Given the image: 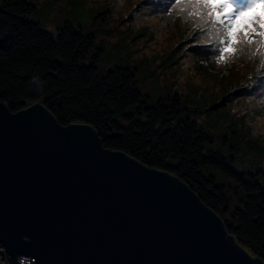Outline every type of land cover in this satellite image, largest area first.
Returning <instances> with one entry per match:
<instances>
[{
	"label": "trees",
	"instance_id": "1",
	"mask_svg": "<svg viewBox=\"0 0 264 264\" xmlns=\"http://www.w3.org/2000/svg\"><path fill=\"white\" fill-rule=\"evenodd\" d=\"M71 1L94 5L104 48L82 26L51 32L28 19L29 2L1 0L0 102L12 113L40 102L58 124L90 125L104 148L176 176L264 263V38L217 63L224 27L183 0ZM161 33L170 47L147 54Z\"/></svg>",
	"mask_w": 264,
	"mask_h": 264
},
{
	"label": "water",
	"instance_id": "2",
	"mask_svg": "<svg viewBox=\"0 0 264 264\" xmlns=\"http://www.w3.org/2000/svg\"><path fill=\"white\" fill-rule=\"evenodd\" d=\"M0 246L29 264H264L176 176L0 102Z\"/></svg>",
	"mask_w": 264,
	"mask_h": 264
},
{
	"label": "snow or ice",
	"instance_id": "3",
	"mask_svg": "<svg viewBox=\"0 0 264 264\" xmlns=\"http://www.w3.org/2000/svg\"><path fill=\"white\" fill-rule=\"evenodd\" d=\"M195 11L193 15H206L214 25L224 27V36L219 43L222 45L220 54L216 57L219 63L229 55V49L234 54L237 45L247 42L251 44L253 37L264 38V18L258 15L248 16L257 5H264V0H246V3L235 4L233 0H183ZM242 19L243 26L238 27L236 21ZM264 47V39L258 41Z\"/></svg>",
	"mask_w": 264,
	"mask_h": 264
},
{
	"label": "rangeland",
	"instance_id": "4",
	"mask_svg": "<svg viewBox=\"0 0 264 264\" xmlns=\"http://www.w3.org/2000/svg\"><path fill=\"white\" fill-rule=\"evenodd\" d=\"M32 4L35 7V12L32 13L28 19L33 20V22L40 23L44 29L55 32L58 28L63 26L65 23L71 24L74 28L78 29L81 26L83 27L84 33L94 34L96 36V45L104 48V44L100 41L104 32L99 33L95 32L96 27L89 23L92 22V16L95 13V7L89 2H84L85 10L81 8H77L74 6L73 1L71 0H25ZM235 4H243L246 3V0H233ZM1 3V0H0ZM263 5H257L256 8L252 10V12L248 13L250 17L252 15H260L263 14ZM130 16V15H129ZM238 27L243 26V20L239 19L236 21ZM104 31L106 27H102ZM143 39L140 38V46L143 44ZM167 35L161 33L158 35L155 43L148 42V47L145 45V52L148 54L149 48L156 47V50L164 49L166 51L170 44L166 43ZM181 67L185 68V61L181 63ZM255 133L264 134V121L259 122L257 120L255 122Z\"/></svg>",
	"mask_w": 264,
	"mask_h": 264
},
{
	"label": "built area",
	"instance_id": "5",
	"mask_svg": "<svg viewBox=\"0 0 264 264\" xmlns=\"http://www.w3.org/2000/svg\"><path fill=\"white\" fill-rule=\"evenodd\" d=\"M31 258L29 256H19L12 258L5 248L0 246V264H29Z\"/></svg>",
	"mask_w": 264,
	"mask_h": 264
}]
</instances>
